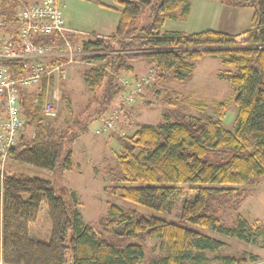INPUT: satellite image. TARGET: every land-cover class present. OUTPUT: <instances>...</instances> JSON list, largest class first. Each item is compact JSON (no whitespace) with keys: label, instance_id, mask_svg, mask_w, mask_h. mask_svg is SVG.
Instances as JSON below:
<instances>
[{"label":"trees","instance_id":"trees-1","mask_svg":"<svg viewBox=\"0 0 264 264\" xmlns=\"http://www.w3.org/2000/svg\"><path fill=\"white\" fill-rule=\"evenodd\" d=\"M227 1L254 8L246 32L164 30L166 21L187 20L191 0H114L122 10L111 37L69 38L79 48L76 57L89 65L82 74L86 88L102 92L96 117L106 116L107 108L122 92L126 94L118 78L131 73L133 64L150 66L155 72L153 85L164 89L171 82L191 81L196 63L212 57L229 68L218 76L235 89L234 128L227 130L221 124L228 107L225 101L211 102L214 118L199 112L196 117L185 116V121L170 120L179 114L178 105L170 103L176 109H164L158 124L141 122L131 134L115 135L121 150L115 164L104 169V189L133 207L107 203L106 215L95 225L82 221L78 203L66 189L59 194L41 178L0 172V264H264L255 255L224 253L227 244L207 234L245 245L264 237V225L250 223L237 212L248 196L247 189L238 188L264 178V0ZM26 4L28 0H0V18L15 23ZM146 9L149 22L135 27ZM10 29L14 30H2ZM31 42L36 47L63 48L57 35L36 36ZM56 61L67 58L45 59L49 66ZM24 62L2 59L0 65L22 74ZM53 80L42 78L38 85L20 91L24 123L10 159L59 180L72 170L73 145L90 122L43 123L46 116L40 108ZM58 81L63 86L64 80ZM188 102L204 110L203 102ZM121 114L130 116L127 106ZM27 127L33 128L30 139L25 137ZM41 205L50 224L48 242L29 235ZM140 207L162 216L143 213ZM229 211H235L230 224L221 217ZM146 242H154L156 249L148 259Z\"/></svg>","mask_w":264,"mask_h":264},{"label":"rangeland","instance_id":"rangeland-1","mask_svg":"<svg viewBox=\"0 0 264 264\" xmlns=\"http://www.w3.org/2000/svg\"><path fill=\"white\" fill-rule=\"evenodd\" d=\"M44 1L28 0V3L42 4ZM156 2L158 0H153V3ZM193 2L194 5H198L196 13L188 21L170 22L166 29L184 33L212 30L227 35H239L250 28L254 12L253 7L234 6L230 3L228 4L227 0H194ZM198 2H200V5ZM63 11L65 15L68 11V5ZM86 12L87 10L83 7L80 9L79 14L85 15ZM149 17L150 10L146 9L137 19L134 26H145L150 20ZM89 21L90 19H88L86 24L84 23L85 27L82 30L92 34L93 29L91 28H93L95 22L89 24ZM100 21L95 26L101 27L105 25V23L101 25ZM95 31L97 32L98 29H95ZM80 38L83 40L89 39L84 36H80ZM81 39L78 40L82 41ZM237 41H241V38H238ZM75 45H78V43L76 42ZM62 51L63 48L59 52ZM87 67L89 65L80 61L75 55L73 63L66 67L68 74L63 81L64 83H62L63 86L55 78L51 87H49V93H46L42 103V105L46 102L51 103L55 111L54 119H51L53 117H45L43 122L45 125L53 123L54 126H58L63 124V122L72 123L74 120H80L82 124L86 121L90 122L86 132L81 134L73 145L72 170L64 172L59 180H54L51 174L45 170L19 165L11 159H8L3 166V172L8 174L38 177L49 181L56 187L59 194H62L64 189L72 193L73 199L75 198L74 200L78 203V210L85 224L95 225L100 217L106 215L107 203H113L122 208L133 207L132 203L111 195L104 189L107 186L104 180V169L108 165L112 166L115 164V155L121 150L120 144L114 138L115 135L131 134L135 130V125L141 122L158 124L161 122V115L164 109L170 111L176 109V106L170 105V103L178 105L179 108L177 109L179 114L175 117L173 115L169 116L170 120L185 121L187 117H196L199 112L214 118L211 102L225 101L228 107L221 124L227 130H233L234 128V107L232 101L235 89L218 76L220 72L229 68L223 66L215 58L205 57L196 63L192 71L191 81L184 83L171 82L164 89L153 85L155 72L150 66L145 63L133 64V71L129 74H121L120 78L132 81L151 75L149 86L143 89L139 96L135 97L131 106L127 107L130 116L125 114L118 115L112 130L101 135L97 134L95 130L101 126L100 123L103 118L108 117L113 109L118 108L117 103L124 97V93H121L115 104L107 108L106 116L96 117L94 110L99 105L102 92L92 93L86 88L82 74ZM120 78H118V81ZM55 91L57 93H54ZM188 101L203 102L205 104L204 110H198L197 107L191 106ZM40 109V114L44 115L42 108ZM32 136L33 128L27 127L25 130L26 139H30ZM242 188L248 190V196L241 203L237 212L250 223L257 222L260 226L264 225V178L254 185L239 187L238 189ZM139 209L143 213L150 212L162 216L146 208L140 207ZM234 213L235 211H229L221 217L226 223L230 224L234 218ZM207 234L227 244V249L224 253L255 255L260 263H264V237L258 239L254 244L245 245L235 239L225 238L213 232H207ZM29 235L36 240L48 242L50 224L45 206H40L37 219L29 228ZM145 245V255L146 259H148L150 255L156 253V249H154L155 243L146 242Z\"/></svg>","mask_w":264,"mask_h":264},{"label":"built area","instance_id":"built-area-1","mask_svg":"<svg viewBox=\"0 0 264 264\" xmlns=\"http://www.w3.org/2000/svg\"><path fill=\"white\" fill-rule=\"evenodd\" d=\"M3 28H13L5 32ZM82 33L66 27L59 10L58 0H45L42 4H26L16 15L15 23H4L0 18V60L23 59L24 73L8 71L0 65V172L2 174L5 162L10 159V152L16 146L23 129V117L20 113L19 93L23 89L38 85L42 78L65 80L67 69L73 63V57L80 53L74 48L70 37ZM57 35L62 39L63 51L58 46L36 47L32 45L33 37ZM90 37H95L91 34ZM97 37V36H96ZM99 37V36H98ZM68 51V52H67ZM66 52V53H64ZM64 53V54H63ZM66 57L67 61H57L48 65L45 59ZM152 76L142 77L129 81L120 78L119 82L125 89L120 107L116 108L103 118L100 127L95 130L103 134L113 128L120 110L131 106L135 97L149 85ZM49 85L47 86V93ZM54 93H57L56 91ZM42 112L46 117H54L55 111L50 103H44ZM117 115V116H116Z\"/></svg>","mask_w":264,"mask_h":264},{"label":"crops","instance_id":"crops-1","mask_svg":"<svg viewBox=\"0 0 264 264\" xmlns=\"http://www.w3.org/2000/svg\"><path fill=\"white\" fill-rule=\"evenodd\" d=\"M193 1L194 0H191V6L189 9L187 21L192 17V15L196 13L197 10L198 5H194ZM198 3L200 5V2ZM66 5H68V11L64 15L63 10L66 8ZM58 6L66 27L82 33L85 37L89 38V40L92 39V37L89 36L91 35V32H85V30H82L85 27L84 23L86 24L88 19H90V21L88 22L89 24L91 22H95L93 28H91L93 29V35L103 38L111 37L115 32L116 25L119 19V13L122 10V8L117 5L114 0H58ZM83 7H85V9L87 10L85 15L79 14L80 9ZM70 9L71 11H69ZM99 20H101V25L104 23L105 25H102L101 27L95 26L97 25ZM170 22L172 23L175 21H166L163 26L164 30H170L166 29V26ZM95 29H98V31L96 32ZM76 39L81 38L77 37Z\"/></svg>","mask_w":264,"mask_h":264}]
</instances>
